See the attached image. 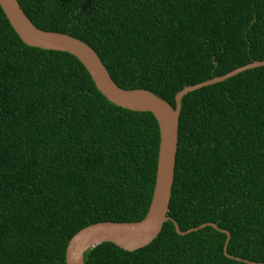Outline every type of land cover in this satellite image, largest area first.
<instances>
[{
  "label": "trees",
  "instance_id": "16d2710c",
  "mask_svg": "<svg viewBox=\"0 0 264 264\" xmlns=\"http://www.w3.org/2000/svg\"><path fill=\"white\" fill-rule=\"evenodd\" d=\"M38 28L94 49L113 81L175 94L264 60V0H18ZM159 149L153 114L109 101L65 51L25 44L0 7V264H66L96 222L141 220ZM168 215L149 244L101 242L84 264H264V65L180 101ZM243 260H237L233 257Z\"/></svg>",
  "mask_w": 264,
  "mask_h": 264
},
{
  "label": "water",
  "instance_id": "95a60500",
  "mask_svg": "<svg viewBox=\"0 0 264 264\" xmlns=\"http://www.w3.org/2000/svg\"><path fill=\"white\" fill-rule=\"evenodd\" d=\"M0 7L25 44L42 49L65 51L74 55L84 65L96 88L109 101L132 111L151 112L158 124L159 149L156 177L152 198L145 216L139 221H102L81 228L67 243L65 263L84 264V253L101 242H112L128 251L143 247L157 237L162 224L167 220L173 222L175 230L179 234L189 233L207 225L225 232L227 237L223 251L226 253L229 241V233L226 230L218 228L214 223L207 222L181 231L178 224L168 215L177 150L180 101L189 91L224 80L245 69L264 65V60L252 61L221 76L185 86L175 94L173 106L147 89H126L118 86L94 49L65 33L42 30L36 27L26 16L18 0H0ZM233 258L243 260L239 257ZM244 261L257 264L254 261L245 259Z\"/></svg>",
  "mask_w": 264,
  "mask_h": 264
}]
</instances>
